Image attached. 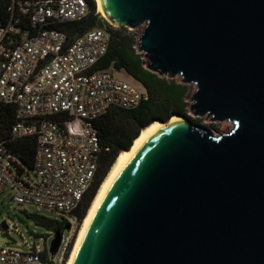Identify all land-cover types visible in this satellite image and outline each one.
Wrapping results in <instances>:
<instances>
[{
	"label": "water",
	"instance_id": "water-1",
	"mask_svg": "<svg viewBox=\"0 0 264 264\" xmlns=\"http://www.w3.org/2000/svg\"><path fill=\"white\" fill-rule=\"evenodd\" d=\"M101 2L111 24L143 25L150 70L195 84L196 116L233 124L159 119L181 117L122 170L73 264H264V0Z\"/></svg>",
	"mask_w": 264,
	"mask_h": 264
},
{
	"label": "built area",
	"instance_id": "built-area-1",
	"mask_svg": "<svg viewBox=\"0 0 264 264\" xmlns=\"http://www.w3.org/2000/svg\"><path fill=\"white\" fill-rule=\"evenodd\" d=\"M89 8L87 0H13L11 18L0 20V102L16 109L15 138H37L35 177L20 168L0 138V196L18 206L59 212L62 219L54 220L72 228L76 222L66 216L79 222L76 210L95 184L102 153L108 149L93 121L112 108L133 110L148 99L139 81L118 77L112 67L95 69L109 50L107 29L94 27L69 41L58 27L83 19ZM6 225L2 232L10 238L13 232L23 236L13 218L6 219ZM33 235L32 242L24 241L25 249L0 238V264H57L58 251L51 253L49 235ZM70 244L71 238L60 264Z\"/></svg>",
	"mask_w": 264,
	"mask_h": 264
},
{
	"label": "trees",
	"instance_id": "trees-1",
	"mask_svg": "<svg viewBox=\"0 0 264 264\" xmlns=\"http://www.w3.org/2000/svg\"><path fill=\"white\" fill-rule=\"evenodd\" d=\"M87 2L90 7L87 16L78 21L58 24V27L67 33L69 41L75 40L79 35L94 27L107 29L111 33L109 50L104 57L98 60L95 69L103 70L112 67L118 71H126L133 79L143 84L148 99L133 110L112 108L101 118L93 121L100 135L102 146L108 149L102 153L101 167L98 170L95 184L92 185L86 198L76 210L79 222H82L87 215L99 186L103 183L118 154L130 149L141 130L156 119L168 120L171 115L178 113L187 115L188 107H190V85L184 83L178 76L171 77L150 70L147 67L144 53L140 52L137 47L139 34L126 26L119 27L109 23L103 14L97 11L96 0H87ZM12 5L13 0H0V20L11 18L9 8ZM16 118L15 107L0 102V138L5 141L8 150L17 157L21 163L20 168L31 170L35 163L37 138L36 136L15 138L12 135V127ZM30 215L37 225L61 233L67 229L64 222L45 215ZM72 245L71 242L68 252Z\"/></svg>",
	"mask_w": 264,
	"mask_h": 264
},
{
	"label": "rangeland",
	"instance_id": "rangeland-1",
	"mask_svg": "<svg viewBox=\"0 0 264 264\" xmlns=\"http://www.w3.org/2000/svg\"><path fill=\"white\" fill-rule=\"evenodd\" d=\"M97 1V0H96ZM98 5V2H97ZM99 9V8H98ZM97 9V11H98ZM107 19V18H106ZM107 21L111 23L108 19ZM143 25L138 26L137 28H133L132 30H135L137 34L142 30ZM131 29V28H130ZM116 72L115 74L123 79H128L134 82V79L132 76L128 75L126 71L121 70H114ZM175 77V76H174ZM177 77V76H176ZM190 91H189V103L191 104L192 99L190 97L192 96V92L195 90V84L190 83ZM187 115L196 123V125L204 126L209 128L214 134L218 135L222 132H229L232 126V122L228 120L224 121H212V119L207 115L203 116H196L190 108L188 107ZM207 117V118H206ZM30 172L35 177V174L33 170L31 169ZM5 195L0 196V238L1 242L4 244H9L11 246H15L19 249H25L24 241H30L32 242L34 240L33 232L40 233V234H48L49 235V242L52 243L54 239V234H52V230L48 227L37 225L34 222V219L31 217L30 214H40L48 216L49 218H59L62 219V214L59 212H50L49 210H39L36 206L33 204H28L26 206H18V204L9 199H4ZM9 217L13 218L15 221H17L19 230L23 233V236L20 234H17V232L11 233L12 238L7 236L2 232V229H7L6 225V219ZM73 219L74 222H76L75 227H71V229H66L63 231V242L61 246L59 247L58 253L56 254V263L60 264L61 262V256L63 254L64 246L66 247V242L69 238H71V242L73 243L72 247H74L75 240L77 233L81 227L82 222H77L76 218L73 215H67L66 219ZM33 231V232H32ZM72 247L70 248L68 252L67 259H63V264H65L70 256Z\"/></svg>",
	"mask_w": 264,
	"mask_h": 264
},
{
	"label": "bare ground",
	"instance_id": "bare-ground-1",
	"mask_svg": "<svg viewBox=\"0 0 264 264\" xmlns=\"http://www.w3.org/2000/svg\"><path fill=\"white\" fill-rule=\"evenodd\" d=\"M97 2L99 8L98 11L101 12L105 18L111 21L104 12V7L102 5L101 0H97ZM178 119L181 120L180 115H174L170 118L169 122L165 124L159 119L155 120L154 122H151L149 126H146L141 130L140 135L133 141V144L130 149L123 150L121 153L118 154L115 162L108 171L103 183L99 186L94 200H92L90 204L87 215H85L81 227L77 233L74 247H72L69 259L65 264L74 263L77 251L79 247H81L82 241L84 239L86 231H88L93 216H95L102 201L105 199L110 187L116 182L122 170L125 169L130 160L133 159L135 154L139 152V150L143 147L146 142H148L150 138H152L163 127H165L171 122L177 121Z\"/></svg>",
	"mask_w": 264,
	"mask_h": 264
}]
</instances>
